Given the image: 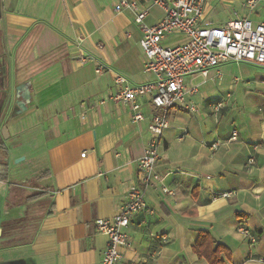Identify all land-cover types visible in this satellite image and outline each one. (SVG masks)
Returning <instances> with one entry per match:
<instances>
[{
  "label": "crops",
  "instance_id": "1",
  "mask_svg": "<svg viewBox=\"0 0 264 264\" xmlns=\"http://www.w3.org/2000/svg\"><path fill=\"white\" fill-rule=\"evenodd\" d=\"M245 1L208 0L205 21L221 25L237 12L264 22V0L253 11ZM117 2L0 0V160L8 164L0 264H102L108 236L95 220L127 201L158 112L140 98L146 118L133 122L130 105L110 99L114 73L130 84L154 80L134 14L116 11ZM163 15L154 6L146 21ZM100 64L111 71L97 72ZM186 83L198 86L186 103L198 110L170 109L157 163L175 194L147 190L156 211L132 218L120 264H210L193 249L203 230L230 250L225 264H264V65L228 61ZM242 224L258 237L254 246Z\"/></svg>",
  "mask_w": 264,
  "mask_h": 264
},
{
  "label": "built area",
  "instance_id": "2",
  "mask_svg": "<svg viewBox=\"0 0 264 264\" xmlns=\"http://www.w3.org/2000/svg\"><path fill=\"white\" fill-rule=\"evenodd\" d=\"M208 0H118L116 11L130 10L134 22L141 29V46L144 51V69L154 75V80L130 84L126 77L114 73L116 91L110 96L114 102L129 104L132 121L144 120L145 114L139 102L146 98L158 109L150 119L148 129L150 138L143 155L139 158L137 179L132 183L127 201L111 217H99L95 220L97 230L108 236V243L102 255V264H120L123 249L130 245L126 228L132 218L140 213L154 214L156 209L147 202V190L158 186L167 195L175 191L164 184V176L157 171L163 132L169 127L168 112L176 105H184L190 111H197L194 102L187 103V94L198 92V86L188 87L186 78L200 73L205 78L210 70L228 61H249L264 65V22L255 23L250 18L234 13L224 24L217 25L205 21L204 7ZM258 0H246L245 5L253 11ZM161 7L163 18L154 23L146 19L152 7ZM170 35H181L183 39L173 45H163ZM80 41L83 37L79 38ZM81 62L90 60L82 55ZM100 64L97 72L109 71ZM111 71V70H110ZM100 104L106 103L100 99ZM235 128L228 142L238 139ZM218 143L212 146L217 147ZM252 156L249 163H254ZM231 192L223 193L230 196ZM239 231L251 246L258 237L245 225Z\"/></svg>",
  "mask_w": 264,
  "mask_h": 264
},
{
  "label": "trees",
  "instance_id": "3",
  "mask_svg": "<svg viewBox=\"0 0 264 264\" xmlns=\"http://www.w3.org/2000/svg\"><path fill=\"white\" fill-rule=\"evenodd\" d=\"M0 170L5 172L3 178L8 176V164L0 160ZM241 216V214H238ZM194 251L200 258L206 259L210 264H225L222 256L225 253L230 258V250L219 242L208 230H203L195 242Z\"/></svg>",
  "mask_w": 264,
  "mask_h": 264
},
{
  "label": "rangeland",
  "instance_id": "4",
  "mask_svg": "<svg viewBox=\"0 0 264 264\" xmlns=\"http://www.w3.org/2000/svg\"><path fill=\"white\" fill-rule=\"evenodd\" d=\"M181 38L183 37H177V35H170L168 36L164 41H163V45H173L175 43H177L178 41L182 40ZM201 78L196 79L195 81L197 82L198 80H200Z\"/></svg>",
  "mask_w": 264,
  "mask_h": 264
},
{
  "label": "water",
  "instance_id": "5",
  "mask_svg": "<svg viewBox=\"0 0 264 264\" xmlns=\"http://www.w3.org/2000/svg\"><path fill=\"white\" fill-rule=\"evenodd\" d=\"M28 96L26 97V100H28ZM19 107H20V109H21V111L23 110V109H25L26 108V105H25V103L24 102H19V105H18ZM2 134H3V136L4 137H7V135H8V128L6 127V126H4L3 128H2Z\"/></svg>",
  "mask_w": 264,
  "mask_h": 264
}]
</instances>
